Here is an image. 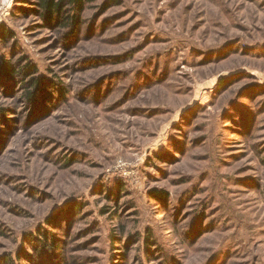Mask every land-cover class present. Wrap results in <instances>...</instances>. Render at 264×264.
Returning a JSON list of instances; mask_svg holds the SVG:
<instances>
[{
    "label": "rangeland",
    "instance_id": "1",
    "mask_svg": "<svg viewBox=\"0 0 264 264\" xmlns=\"http://www.w3.org/2000/svg\"><path fill=\"white\" fill-rule=\"evenodd\" d=\"M39 3L0 0V264H264V0Z\"/></svg>",
    "mask_w": 264,
    "mask_h": 264
},
{
    "label": "trees",
    "instance_id": "2",
    "mask_svg": "<svg viewBox=\"0 0 264 264\" xmlns=\"http://www.w3.org/2000/svg\"><path fill=\"white\" fill-rule=\"evenodd\" d=\"M65 1L68 2L70 5H72L76 10L82 11L84 4H86V2H92L93 0H40L39 6L49 15V17H53L55 14H61L63 3ZM64 20H71L75 26L76 25L78 26V23H79L77 16L68 17L67 19H64ZM0 37L3 40H5L6 33L0 32ZM4 70L8 72L9 74H12V70L9 66L8 67L5 66ZM12 75H15V73L13 72ZM155 198H158V196H155ZM148 242L149 243L151 242L150 238H148Z\"/></svg>",
    "mask_w": 264,
    "mask_h": 264
}]
</instances>
